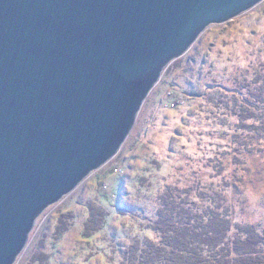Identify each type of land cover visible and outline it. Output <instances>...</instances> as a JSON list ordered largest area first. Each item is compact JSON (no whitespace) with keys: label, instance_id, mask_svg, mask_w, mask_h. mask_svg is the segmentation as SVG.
Instances as JSON below:
<instances>
[{"label":"water","instance_id":"water-1","mask_svg":"<svg viewBox=\"0 0 264 264\" xmlns=\"http://www.w3.org/2000/svg\"><path fill=\"white\" fill-rule=\"evenodd\" d=\"M264 0H0V264L112 160L167 67Z\"/></svg>","mask_w":264,"mask_h":264},{"label":"rangeland","instance_id":"rangeland-1","mask_svg":"<svg viewBox=\"0 0 264 264\" xmlns=\"http://www.w3.org/2000/svg\"><path fill=\"white\" fill-rule=\"evenodd\" d=\"M263 65L264 1L208 27L167 67L119 153L37 219L15 264H39L35 258L43 254L45 264H122L134 241L158 239L152 224L166 185L222 190L233 219L264 232V140L248 138L255 150L244 152L243 139L235 137L237 120L226 110L238 79ZM91 203L109 216L87 239Z\"/></svg>","mask_w":264,"mask_h":264},{"label":"trees","instance_id":"trees-1","mask_svg":"<svg viewBox=\"0 0 264 264\" xmlns=\"http://www.w3.org/2000/svg\"><path fill=\"white\" fill-rule=\"evenodd\" d=\"M240 78L226 110L237 120L235 137L243 139L240 147L244 152H253L255 147L246 144V140H264V65L251 78ZM215 99L210 97L209 102ZM196 186H165L158 197L157 219L152 224L158 239L134 241L122 264H264V232L236 222L222 190L200 183ZM89 211L83 235L87 239L105 227L109 216L105 208L95 203L89 205ZM65 224L58 227L63 234L67 232ZM48 259L43 254L35 262L45 264Z\"/></svg>","mask_w":264,"mask_h":264},{"label":"built area","instance_id":"built-area-1","mask_svg":"<svg viewBox=\"0 0 264 264\" xmlns=\"http://www.w3.org/2000/svg\"><path fill=\"white\" fill-rule=\"evenodd\" d=\"M175 106H176V103H175Z\"/></svg>","mask_w":264,"mask_h":264}]
</instances>
